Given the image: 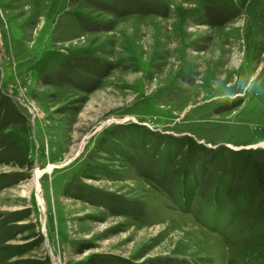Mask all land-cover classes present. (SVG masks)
Returning <instances> with one entry per match:
<instances>
[{
	"label": "rangeland",
	"instance_id": "obj_1",
	"mask_svg": "<svg viewBox=\"0 0 264 264\" xmlns=\"http://www.w3.org/2000/svg\"><path fill=\"white\" fill-rule=\"evenodd\" d=\"M261 144L264 0H0V264H264Z\"/></svg>",
	"mask_w": 264,
	"mask_h": 264
},
{
	"label": "bare ground",
	"instance_id": "obj_2",
	"mask_svg": "<svg viewBox=\"0 0 264 264\" xmlns=\"http://www.w3.org/2000/svg\"><path fill=\"white\" fill-rule=\"evenodd\" d=\"M261 146L264 147V144H261ZM42 173H43V171H40V170H38V169H36V170L34 171L33 181H34L35 183H36V181H38V178L40 177V175H41ZM35 188H36L37 190H39L37 185H35ZM37 197H38V196H37ZM39 203L41 204V206L43 205L41 198H39Z\"/></svg>",
	"mask_w": 264,
	"mask_h": 264
}]
</instances>
